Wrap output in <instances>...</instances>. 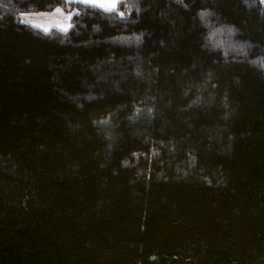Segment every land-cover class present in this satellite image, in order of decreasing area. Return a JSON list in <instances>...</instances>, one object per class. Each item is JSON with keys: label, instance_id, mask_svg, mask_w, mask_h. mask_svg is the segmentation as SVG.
<instances>
[{"label": "trees", "instance_id": "trees-1", "mask_svg": "<svg viewBox=\"0 0 264 264\" xmlns=\"http://www.w3.org/2000/svg\"><path fill=\"white\" fill-rule=\"evenodd\" d=\"M248 3L0 0V264H264ZM56 7L67 33L20 21Z\"/></svg>", "mask_w": 264, "mask_h": 264}, {"label": "rangeland", "instance_id": "rangeland-1", "mask_svg": "<svg viewBox=\"0 0 264 264\" xmlns=\"http://www.w3.org/2000/svg\"><path fill=\"white\" fill-rule=\"evenodd\" d=\"M20 21L41 32H43L44 28H48V33L53 29L62 31L61 26L71 25V18H69V13L63 10H61L60 12L54 11L22 13L20 14Z\"/></svg>", "mask_w": 264, "mask_h": 264}, {"label": "snow or ice", "instance_id": "snow-or-ice-1", "mask_svg": "<svg viewBox=\"0 0 264 264\" xmlns=\"http://www.w3.org/2000/svg\"><path fill=\"white\" fill-rule=\"evenodd\" d=\"M66 2L67 3H78V4L85 5V6H91L93 8L102 9V10L107 11V12L115 11L118 4H119V0H66ZM177 2L181 3L182 6L185 8L188 7L187 4H183V0H177ZM245 3L248 4L249 7L253 6L252 4L248 3V0H245ZM133 6H135V5H133ZM55 11L60 12L61 8L56 7ZM137 11H139L138 8H137ZM207 15H208V13L206 11H202L199 13L201 21L205 24L208 23V21L206 20ZM119 16L121 18H123L125 16V13L123 11H121V12H119ZM71 17H72V14L69 13V18H71ZM70 28H71V25L61 26V30L65 33H67ZM48 31H49L48 28L43 29L44 33H48ZM229 34H231V29H229ZM134 39L138 42L140 40V36H135ZM213 46L215 47L218 45H213ZM241 51H243V49H241ZM225 55H227V52L225 53ZM253 63H255V61H253ZM262 67H264V63H262ZM89 99H92V97H89Z\"/></svg>", "mask_w": 264, "mask_h": 264}, {"label": "crops", "instance_id": "crops-1", "mask_svg": "<svg viewBox=\"0 0 264 264\" xmlns=\"http://www.w3.org/2000/svg\"><path fill=\"white\" fill-rule=\"evenodd\" d=\"M121 0H119V2H120ZM61 10H63V9H61ZM55 11V9L53 10V11H51V12H54ZM63 11H65V10H63ZM65 12H67V11H65ZM69 13V12H68ZM53 30H56V29H53ZM59 31V30H58Z\"/></svg>", "mask_w": 264, "mask_h": 264}]
</instances>
